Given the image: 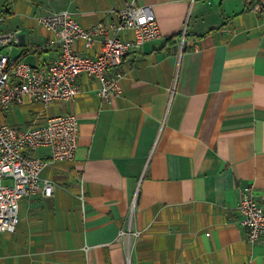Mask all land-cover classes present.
Returning a JSON list of instances; mask_svg holds the SVG:
<instances>
[{"label": "crops", "instance_id": "crops-1", "mask_svg": "<svg viewBox=\"0 0 264 264\" xmlns=\"http://www.w3.org/2000/svg\"><path fill=\"white\" fill-rule=\"evenodd\" d=\"M129 1L0 0V32L19 33L6 52L41 69L59 47L37 17L68 11L88 28ZM135 1L160 34L107 71L123 75L110 103L82 73L72 101L2 113L21 128L74 114L78 128L74 159L40 174L51 196L21 199L15 231L0 233V264H264V238L247 240L237 208L245 190L264 206V17L243 0ZM75 47L94 57L99 43ZM128 228L139 237L118 236Z\"/></svg>", "mask_w": 264, "mask_h": 264}, {"label": "built area", "instance_id": "built-area-1", "mask_svg": "<svg viewBox=\"0 0 264 264\" xmlns=\"http://www.w3.org/2000/svg\"><path fill=\"white\" fill-rule=\"evenodd\" d=\"M243 8L264 17V0H243ZM36 22L53 35L50 43L58 45L59 54L45 67L35 69L24 60L10 59L6 52L18 42V31L0 32V51H5L0 53V118L4 111L18 105L37 103L46 108L72 101L80 92L76 78L82 73L99 82L97 95L102 102L110 103L120 92L123 75L117 71L108 76L107 71L116 69L130 49L160 34L151 7L137 5L135 0L127 2L111 21L88 28L79 27L68 11L43 14ZM124 31L133 32V42L120 39ZM78 41L86 49L98 42V53L94 57L82 56L75 47ZM183 46L182 38L180 47ZM77 128L74 114L52 116L25 128L9 126L0 120V233L15 231L21 199L37 192L51 196L52 186L41 181L40 174L47 165L74 159ZM38 148L49 149V157L44 160L35 156ZM5 180L9 184H3ZM237 208L241 224L247 229V240L253 243L264 238V206L255 201L250 190L241 193ZM132 215L133 204L129 221ZM118 236L138 238L139 232L121 229Z\"/></svg>", "mask_w": 264, "mask_h": 264}, {"label": "rangeland", "instance_id": "rangeland-1", "mask_svg": "<svg viewBox=\"0 0 264 264\" xmlns=\"http://www.w3.org/2000/svg\"><path fill=\"white\" fill-rule=\"evenodd\" d=\"M3 184H9V181L5 180L3 181Z\"/></svg>", "mask_w": 264, "mask_h": 264}]
</instances>
